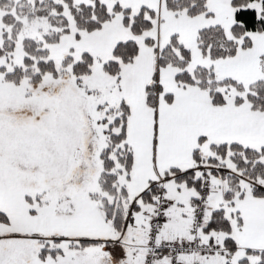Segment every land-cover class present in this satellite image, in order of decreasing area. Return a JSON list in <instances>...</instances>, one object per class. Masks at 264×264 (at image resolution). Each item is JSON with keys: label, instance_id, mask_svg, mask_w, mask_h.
I'll return each instance as SVG.
<instances>
[{"label": "snow or ice", "instance_id": "snow-or-ice-1", "mask_svg": "<svg viewBox=\"0 0 264 264\" xmlns=\"http://www.w3.org/2000/svg\"><path fill=\"white\" fill-rule=\"evenodd\" d=\"M0 264H264V0H0Z\"/></svg>", "mask_w": 264, "mask_h": 264}]
</instances>
